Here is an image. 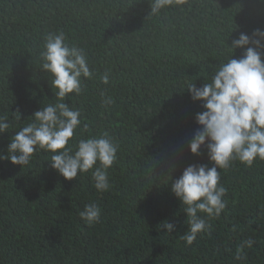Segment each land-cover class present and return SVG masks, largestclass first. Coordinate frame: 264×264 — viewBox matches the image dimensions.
I'll list each match as a JSON object with an SVG mask.
<instances>
[{
    "label": "trees",
    "instance_id": "16d2710c",
    "mask_svg": "<svg viewBox=\"0 0 264 264\" xmlns=\"http://www.w3.org/2000/svg\"><path fill=\"white\" fill-rule=\"evenodd\" d=\"M150 10V0H0V115L13 124L0 136V153L55 99L40 53L46 36L59 32L83 49L94 72L84 92L65 101L82 113L74 140L107 132L119 145L104 193L91 172L62 177L47 152L24 168L0 161V264H264V161L252 168L237 161L222 173L227 206L191 247L180 238L187 215L171 191L186 167L212 166L206 146L200 155L189 148L205 109L187 84L208 83L227 44L264 29V0H186ZM100 89L112 104H102ZM91 202L102 217L89 227L78 213ZM165 220L176 226L171 234L158 227ZM248 239L253 246L241 248Z\"/></svg>",
    "mask_w": 264,
    "mask_h": 264
},
{
    "label": "clouds",
    "instance_id": "9594fccd",
    "mask_svg": "<svg viewBox=\"0 0 264 264\" xmlns=\"http://www.w3.org/2000/svg\"><path fill=\"white\" fill-rule=\"evenodd\" d=\"M185 3L186 0H150V14L157 15L163 9L182 7ZM237 48L245 49L240 59L233 58ZM226 53L215 66L213 75L208 77V83L202 87L192 82L187 84L192 99L201 101L205 109L196 114L200 127L189 148L193 155H200L202 146H206L212 164L211 167L190 165L171 183V191L181 201L187 215L188 231L180 238L189 247L198 236L210 234L211 225L207 220L219 217L227 206L224 198L228 189L221 183L222 173L237 161L247 168L264 161V29H255L251 36L241 33L231 45L227 44ZM40 59L55 99L44 104L19 127L10 139L7 154L0 153V161L8 160L24 168L35 153L47 152L51 154V167L65 179L71 181L91 172L97 192L109 191V170L118 160L119 145L107 132L74 140L82 125V113L75 105L65 102L70 95H81L83 81L94 76L86 53L66 43L62 32L50 33L45 38ZM100 81L109 85V74L102 75ZM99 95L104 106L114 102L105 89H100ZM14 114L15 120L21 121V114ZM12 127L9 117L0 115V136ZM78 215L91 227L101 222L102 210L91 202L85 204ZM158 227L166 229L168 234L176 230L167 220ZM253 244L254 241L248 239L241 248ZM235 258H242L239 250Z\"/></svg>",
    "mask_w": 264,
    "mask_h": 264
}]
</instances>
